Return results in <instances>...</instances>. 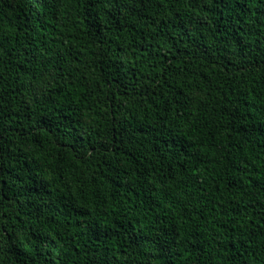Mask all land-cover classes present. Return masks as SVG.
Returning <instances> with one entry per match:
<instances>
[{
    "label": "trees",
    "instance_id": "obj_1",
    "mask_svg": "<svg viewBox=\"0 0 264 264\" xmlns=\"http://www.w3.org/2000/svg\"><path fill=\"white\" fill-rule=\"evenodd\" d=\"M0 264H264V0H0Z\"/></svg>",
    "mask_w": 264,
    "mask_h": 264
}]
</instances>
